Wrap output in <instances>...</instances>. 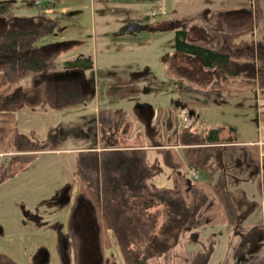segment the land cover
<instances>
[{"label":"rangeland","instance_id":"1","mask_svg":"<svg viewBox=\"0 0 264 264\" xmlns=\"http://www.w3.org/2000/svg\"><path fill=\"white\" fill-rule=\"evenodd\" d=\"M10 1L16 3V7L14 3L11 6L14 17L40 16L45 11V6L52 2L57 3V9L64 7L65 10L59 18L60 31L58 32V38H61L65 45L68 44L65 54H75L80 51L92 54L95 46L98 47L99 43L107 44L106 49L115 53L117 56L114 60L115 66L110 71L91 70L86 74L83 90H85L88 101H91L95 89L100 100L115 101L118 104L117 107H122V103L128 102V98H131L133 99L132 103L134 101V105L137 107H139L138 103L140 102L150 104L153 108L160 110L170 109L172 111L174 109L175 111H181L183 106L180 102L182 103V99L179 98L182 97L178 96V93H180L178 90L189 85L183 79V70L187 67V64H190V67L199 70V72H204L198 58H189L185 54L178 53L177 58L172 57L171 61L177 66L175 76L172 73V65L170 66L168 63L169 66L166 67L167 63L165 64L162 61L168 55L177 53L173 48L174 40H170L173 31L170 32L172 34H168L167 31L154 28L160 22L171 19V0H41L39 6L34 5L33 0ZM0 3L2 5V0H0ZM160 10H163L165 14L167 13V16H162L158 12ZM0 17L2 20H7V16L3 17L2 15ZM258 19L261 23H264V15ZM2 20L0 31L4 26ZM17 23L24 24L25 22L17 21ZM127 24H134L136 28L130 29L129 26L128 29L123 28ZM130 50H134L138 54L131 57L133 52ZM123 56L124 58H121ZM60 59L59 53V63ZM132 59H135V61L132 62ZM144 62L148 63L150 67H144ZM168 68L169 71L166 70ZM177 76H180L183 81L180 80V82L176 79ZM21 84L25 85V82ZM194 85L200 91H205L204 88H207L204 82L195 83ZM15 88L8 92H13ZM257 91L256 95L254 90L244 91L242 95L243 103L239 101L238 107L233 104L229 105L230 109H226L225 107L228 105H225L227 102L224 101V105L219 110H205L201 131H205L209 127L213 129L232 126L235 133L237 132V140H257L258 127L261 128V134L264 135V95L259 90ZM150 105H147V107L151 108ZM128 108L133 107L128 105ZM40 111L38 110V113L30 118L29 126L34 129L31 132L35 133L38 139L41 133L45 132L44 143L47 142V144L54 146L52 145L53 142L49 140L50 129L54 130L53 136L56 134L57 138L59 137L56 148L78 149L87 147L94 140V131L91 128L94 125L93 114L86 111L84 113L75 112L69 107L60 110H47L44 111L45 114H40ZM23 120H26V118H23ZM24 124L25 121H21V118H19L18 126L24 128ZM84 124L89 128L84 132L88 136L87 139L78 136L80 130L76 129L81 128ZM119 138L118 147L128 146V137L120 136ZM61 158L62 156L51 155H37L26 158L23 160L26 163L25 167H19L17 171L11 173L13 175L10 177H8L10 174L9 171L5 170V166L0 169V255L10 259L15 264H43L46 255L48 264H61L62 260L59 257L60 254L56 244L58 234L60 236L61 234H68V227L73 220L71 217L77 212L78 218H74L77 224L75 226L78 227L77 230L84 233L85 222H87L84 214L86 213L87 217L90 216L87 213L88 206L84 201L76 198L75 188L69 192L68 185L65 187L61 185L62 179L66 177L65 172L61 176L59 173L58 167L65 160H61ZM123 158L125 156L111 155L104 157L100 162L102 165H107L113 159L114 162L119 163L120 167L126 168ZM171 172L181 178L189 193L196 189L180 167L172 169ZM202 173L198 176L200 181L206 182L216 191L215 186ZM28 174H30V179H27ZM259 182L260 185L264 182L262 175ZM224 190L226 189L224 188ZM256 196L262 198L259 190H257ZM231 198L232 196L228 194L227 199L231 202L233 209L234 206L239 211L245 208L243 203L240 201L235 202ZM66 202L67 204H65ZM75 205L77 209L74 210L72 215L71 212ZM245 205H247L246 202ZM205 207L206 205L198 212L201 224L207 221L205 216H201V211ZM252 210L259 213L257 222L259 226L256 228V232H263L261 224L264 225V198L256 201ZM260 213H263V217ZM85 229L87 235H84V242H82L83 252L88 253L83 254L84 264L123 263V258L117 243L114 241L112 232L109 231L108 234L110 237L108 248L102 249L103 259L98 261L97 249L94 252L91 250V236L93 237L94 230L90 234L87 227ZM199 237L200 234L197 238L199 239ZM67 238H70L69 234ZM165 238L167 239L166 242L164 241L165 244L156 241L152 245L149 253L154 256L149 258L148 264H178L183 260V245L179 243L174 248L167 249L174 243V240L170 235H166ZM63 239L65 240L64 237ZM65 243H67V240H65ZM263 248L261 247L258 252L250 256L252 257L250 259H248V256L237 258L236 250H234L231 262L232 264H251L252 262L248 261H257ZM157 252L160 253L157 254ZM162 252L163 254L160 255ZM64 254L63 256L68 260V255H71V253L66 252ZM261 261H264V258ZM225 262L218 261L217 263L225 264Z\"/></svg>","mask_w":264,"mask_h":264},{"label":"crops","instance_id":"2","mask_svg":"<svg viewBox=\"0 0 264 264\" xmlns=\"http://www.w3.org/2000/svg\"><path fill=\"white\" fill-rule=\"evenodd\" d=\"M2 2L6 3L11 1L2 0ZM11 3H14L16 7L14 1ZM56 6L57 3L52 2L45 6V11L40 16L29 18L26 16H17V18L23 19L21 20L25 22L22 24L23 27H30L33 23L43 20V17L48 18L54 15L59 19L65 8L61 7L57 9ZM170 10H172L171 19L160 22L154 28L160 31H167L168 34L173 31V34L170 33L172 34L170 40H174V34L177 28H183L187 31L189 40L194 44H209L208 46L217 53L228 56V60L223 64H216L211 68H204L200 58L187 55L189 58H198L204 72L197 71V69L190 67V64H187V67L183 70V79L189 85L178 90L180 92L178 96L182 97L179 98L182 99V103L180 102V104L183 107L181 109L186 108V111L192 117L193 130L195 132L206 135L210 130L221 129V138L224 139V141H220L221 143L219 142L220 144L196 146L200 151L192 158H196L198 154L202 157L200 160L201 164L199 163L196 171L188 166L182 150L185 147L177 142L176 136H178L179 131L177 130L176 123L180 111H175L174 109L172 111L170 109L160 110L153 108L150 104L140 102L138 103L139 107H137L134 105V101L132 103L133 99L131 98H128V102H123L122 107H117L116 105L118 104L115 101L107 102V100H100L95 89L91 101L86 99L82 105L69 107L71 110H75V112L84 113L86 111L87 113L93 114L94 125L91 128L94 131V140L87 147H80L78 149L56 148L53 151L37 153H17L14 150L13 144L15 133L27 134L28 132L34 131L29 126L30 118L34 114H37L38 110L23 109L18 112L0 113V169L4 166L5 170L14 168V166L21 162L18 161L19 158L25 160L26 158L37 155L62 156L61 160H65L59 165L58 169L60 176L62 173H66V177L61 182V185L65 187L73 181L75 154L81 151H88L89 149H93L97 153L101 152V127L109 126L117 120L119 124L111 132L118 137H128V146L120 149L124 150L127 147L128 150L132 151H145L147 153V164H154L159 167L160 170L150 180L151 184L157 188L176 191L187 206L192 203V193L187 191L181 178L174 175L171 172L172 169L167 168L165 163H163V157L165 155L161 151H166L169 154L167 157L171 158L172 163L180 167L184 175L193 183L194 188H196L194 190L206 196L207 203L204 210L201 211V216H205L207 221L202 224L200 222L201 227L194 232L200 234L199 241L203 243H207L209 237L215 236L214 252L209 262H207L208 264H218V261H226L225 264H232L234 250L240 244V238L235 236L234 232L239 231V233L243 234L256 229L259 226L257 223L259 213L249 210L250 213L246 216L247 218L241 224V227L233 229L232 225L229 224L224 206L216 191L206 182L200 181L198 176L203 172L202 174H204L211 184H218L225 187L228 194L232 196L231 199L233 201H240L243 203V206H245L246 202L247 205L251 204L253 207L256 201L264 198L263 185H260L259 182L261 175L264 178V167L262 164L264 159V135L261 134V128L258 127L257 140H237V132L235 133V129L232 126L229 128L217 127L213 129L209 127L205 131H201V127L205 110H219L224 105V101L227 102L225 105H228L225 107L226 109H230L229 105L233 104L238 107L239 101L243 103L242 95L244 91L254 90L255 95L258 92L257 70L260 62L259 59L264 58V23H261L258 18L264 15V3L263 0H171ZM162 16H167V13ZM128 26L130 29L136 28L134 24H127L123 28L128 29ZM58 32L53 38V43L57 55L60 53L61 56L60 65L67 61H73L78 57L89 58L92 61L90 69L86 71L75 70L71 73V76L75 77L82 73L81 75L85 78L86 74L91 72V70L107 72L115 66L114 60L117 56L111 50L106 49L108 45L104 43H99L98 47L95 46L92 54L82 51L76 52L75 54H65L64 52L68 44L65 45L63 40L58 38ZM130 51L133 52L131 53V57L135 56L134 54H138L134 50ZM177 54L178 52L170 56L168 55L166 57L168 61L165 62V64L167 63L166 67L169 64L170 66L172 65L173 72H171L174 76L177 74V66L171 60L172 57L177 58ZM121 58H124V56ZM133 61L135 59H132ZM143 66L150 67L145 62ZM169 68L166 70L169 71ZM180 76L176 78L179 81L182 80ZM199 81L204 82L207 86V88H204L205 91H200L197 87L195 88L194 84L200 83ZM14 87V85L7 83L4 77L0 75V96L10 94L8 91H11ZM128 105H132L133 108H128ZM147 105H150L151 108L147 107ZM43 113L44 111H40V114ZM146 116H152L150 127L147 128L142 122V118ZM19 118H21V121H25L24 128L18 126ZM23 118H26V120H23ZM44 129L42 130L45 131ZM76 129L80 130V135L78 136H81L82 139H87L88 136L84 132L87 129L89 130V128L85 124L81 128L78 127ZM72 130L74 129L72 128ZM44 135L45 132H42L39 136L41 142L45 141ZM226 139L228 140L226 141ZM28 178L30 179V174H28ZM257 190L260 191L262 198L256 196ZM260 215L263 217V213H260ZM261 227L264 232V225L261 224ZM166 235L157 241L165 244L167 240L165 238ZM179 243L183 245L182 250L184 254L183 262L181 261L178 264H189L188 258L197 249V244L189 243L184 238ZM174 247L172 243L168 249ZM185 249L187 250L185 251ZM258 256L257 261L248 262H252L251 264H264V261H261L264 258V248ZM250 258L252 257L249 256L248 259Z\"/></svg>","mask_w":264,"mask_h":264},{"label":"trees","instance_id":"3","mask_svg":"<svg viewBox=\"0 0 264 264\" xmlns=\"http://www.w3.org/2000/svg\"><path fill=\"white\" fill-rule=\"evenodd\" d=\"M11 6V2L0 5V16H7V20L3 19L4 28L0 31V75L16 88L10 94L0 96V113L23 109L60 110L84 104L86 93L83 90L85 78L82 73L71 76L75 70H63L58 62L53 38L60 29L59 19L54 16L43 17V20L33 23L32 26L23 27L17 23L23 19L14 17ZM187 34L183 28L175 30L173 48L176 52L200 58L204 68L223 64L228 60L227 55L217 53L209 44H194ZM259 60L257 83L259 91L264 95V58ZM162 61L166 62L167 59ZM151 117L142 118L146 128L150 127ZM118 124L116 120L109 126L101 127V152L89 149L76 153L73 181L67 187L69 192L75 188L76 198L83 199L90 206L98 228L100 251L108 248L110 231L123 258L122 264H148L149 258L154 256L149 253L152 245L162 236L170 234L174 240L173 247L182 238L197 244V249L189 258V264H208L214 252L215 236L209 237L208 242L203 243L197 238L199 233L194 232L201 227L198 212L206 205V196L193 190L192 203L187 206L176 191L157 188L151 184L150 180L160 170L159 167L147 164L145 151H132L127 147L121 150L118 147L119 137L111 132ZM193 126L180 130L176 137L177 142L185 147L182 150L188 166L196 171L202 159L200 154L192 158L200 151L196 146L220 144L224 139L221 138V129L210 130L204 135L195 132ZM53 131L49 130V140L54 146L41 142L33 132L28 135L16 132L13 143L15 152L21 154L56 150L59 137L56 134L53 136ZM161 153L165 155L163 163L167 168H178L167 157L168 152ZM111 155L125 156L123 159L126 168L120 167L113 159L107 165H102L100 161ZM18 161L21 162L7 170L10 174L8 177L19 167H25L21 158ZM262 164L264 167V159ZM262 185L264 191V182ZM213 186L224 206L229 224L233 229L240 228L250 213L249 210L253 209L252 205H245V209L240 211L235 206L233 209L227 199L228 192L224 190L225 187L218 184ZM67 231L70 238H67V233L61 236L58 234L56 243L61 264H83L78 249L79 238L70 228ZM256 231L254 229L243 234L234 232L240 238L235 252L237 258L252 256L263 247L264 232ZM66 252L71 253L68 260L63 256ZM162 254L163 252L160 255ZM44 257L43 264H48L47 255ZM0 264L15 263L0 255Z\"/></svg>","mask_w":264,"mask_h":264},{"label":"flooded vegetation","instance_id":"4","mask_svg":"<svg viewBox=\"0 0 264 264\" xmlns=\"http://www.w3.org/2000/svg\"><path fill=\"white\" fill-rule=\"evenodd\" d=\"M0 5H1V3H0ZM1 18H0V22H1ZM2 22H3V25H4V20H2ZM22 22V21H21ZM28 22V21H27ZM18 25H20V26H23L21 23H18ZM3 28H4V26H3ZM79 199H81V198H79ZM82 201H84L83 199H81ZM78 201V200H77ZM58 202V201H57ZM55 203V202H54ZM77 203V202H76ZM84 203L86 204V201H84ZM87 206H88V209H87V213L88 214H90V216L89 217H87L88 215H86V213L84 214L85 215V219H86V221L88 222H85V227H84V233H81L80 232V230H77L78 229V227H76L75 226V224H76V222L74 221V218L76 219V218H78V212L75 214V215H73V213H74V210L75 209H77V207H76V205L74 206V208H73V210H72V217L71 218H73V220L71 221V225H69V227L68 228H70L71 229V231L72 232H74L77 236H78V238H79V246H78V249H79V251H80V256H81V261H82V263L84 264V259H83V254L84 253H88V252H86V251H84L83 252V243L82 242H84V235H87V232H86V227H87V230H88V232L90 233V234H92L93 233V230H94V235H93V237L91 236V240H92V243H91V250L94 252V251H96V249H97V257L99 258L98 259V261H102V255H101V251H100V247H99V241H98V228H97V226H96V224H95V220H94V217H92L93 216V214H92V211H91V208H90V206L87 204ZM77 225V224H76ZM79 227H80V225H79ZM87 241H88V238H87ZM94 254V253H93ZM87 255L85 254V257H86Z\"/></svg>","mask_w":264,"mask_h":264},{"label":"water","instance_id":"5","mask_svg":"<svg viewBox=\"0 0 264 264\" xmlns=\"http://www.w3.org/2000/svg\"><path fill=\"white\" fill-rule=\"evenodd\" d=\"M92 66V61L89 58L78 57L73 61H67L61 64L63 70H82L86 71Z\"/></svg>","mask_w":264,"mask_h":264},{"label":"built area","instance_id":"6","mask_svg":"<svg viewBox=\"0 0 264 264\" xmlns=\"http://www.w3.org/2000/svg\"><path fill=\"white\" fill-rule=\"evenodd\" d=\"M41 0H33L32 3H34V5L38 6L40 4ZM160 12L162 15L165 14V12L163 10L158 11ZM154 14V13H153ZM193 120L192 117H190L188 111H186V109H182L180 111V115L178 117V121H177V130L180 131L184 128H188L191 127L193 124Z\"/></svg>","mask_w":264,"mask_h":264}]
</instances>
